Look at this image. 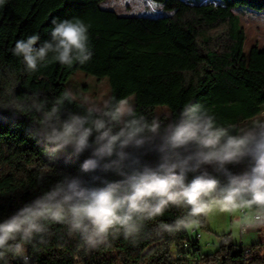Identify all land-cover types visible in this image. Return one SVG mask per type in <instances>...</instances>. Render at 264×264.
<instances>
[{
	"label": "trees",
	"instance_id": "obj_1",
	"mask_svg": "<svg viewBox=\"0 0 264 264\" xmlns=\"http://www.w3.org/2000/svg\"><path fill=\"white\" fill-rule=\"evenodd\" d=\"M103 1L6 0L0 6V102L8 99L10 90L18 98L38 93L51 101L69 91L65 81L82 69L108 76L111 96L134 94L138 113L150 118L156 116L157 105H168L174 118L187 102L203 104L222 125L241 124L264 110V43L252 45L245 54L246 33L233 12L239 4L262 10L264 0H155L164 12L158 17L120 14L102 7ZM75 17L90 25L92 59L70 68L52 63L29 74L12 54L16 41L32 34H39L41 42L49 40L53 20ZM67 107L78 111L74 104ZM159 118L168 119L165 114ZM46 147L35 135L31 117L0 108V222L64 175L100 183L94 177L102 174L80 171L90 153L75 157L69 152L52 161ZM143 159L155 164L157 156L150 153ZM42 168L50 173L38 180ZM229 168L240 174L247 166ZM182 214V209L170 208L147 222L146 235L136 245L121 236L110 247L91 252L84 251L78 237L68 236L63 225L54 224L47 245L35 253L29 247V264H264V241L246 247L232 241L225 244L224 236L214 251L205 252L200 239L189 231L156 235L159 223L171 224ZM206 223L207 218H202L200 227ZM10 264L23 261L10 260Z\"/></svg>",
	"mask_w": 264,
	"mask_h": 264
},
{
	"label": "clouds",
	"instance_id": "obj_2",
	"mask_svg": "<svg viewBox=\"0 0 264 264\" xmlns=\"http://www.w3.org/2000/svg\"><path fill=\"white\" fill-rule=\"evenodd\" d=\"M5 3L0 0V6ZM52 24L49 40L32 34L12 49L29 74L52 63L70 68L92 59L90 25L79 17ZM7 95L0 108L31 117L35 135L48 145L49 160L88 152L81 173L102 176L94 177L99 184H91L81 175H64L0 222V264L15 259L29 264V247L35 253L47 245L54 224L78 237L85 252L110 247L121 236L136 245L146 235L147 222L170 208L183 214L171 224L159 223L158 236L191 231L213 212L234 218L225 244L246 238L249 230H264V116L222 125L203 104L193 102L161 120L138 113L128 99L116 96L98 102L77 101L71 91L51 101L38 93L26 99L11 90ZM69 104L78 111L69 110ZM150 153L157 156L155 164L143 159ZM230 165L247 168L235 174ZM49 173L42 168L36 178ZM109 174L117 178L108 179Z\"/></svg>",
	"mask_w": 264,
	"mask_h": 264
},
{
	"label": "rangeland",
	"instance_id": "obj_3",
	"mask_svg": "<svg viewBox=\"0 0 264 264\" xmlns=\"http://www.w3.org/2000/svg\"><path fill=\"white\" fill-rule=\"evenodd\" d=\"M191 2H198L200 0H188ZM103 7H112L117 12L124 15H147L151 17H158L164 12L162 5L155 0H105L102 2ZM233 12L238 17L240 25L244 28L246 38L243 46V52L249 53L252 45L256 44L259 47L264 43V9H255L245 4H239L233 7ZM66 87L73 96L79 100L88 98L102 102L106 97L111 96V85L108 76H97L88 73L82 69L73 71L65 81ZM126 99L135 105V95L131 94ZM165 114L168 119L172 118L171 109L168 105H157L156 116ZM257 116H264V110L256 116L245 120L250 121ZM242 122L241 124H243ZM234 218L231 215L219 212H213L207 217L206 227L200 225L189 231L192 237L200 234V242H211L210 237L219 244V237H232V224ZM257 240V241H256ZM264 241V230H249L246 238L237 240L231 239L235 243H244V246L251 245L254 242ZM210 244V243H209ZM212 244L209 246L211 247ZM208 249V247H207ZM212 248H210L211 250ZM210 252L209 250H206ZM205 251V252H206ZM214 251V249H212ZM209 264H220V262H212Z\"/></svg>",
	"mask_w": 264,
	"mask_h": 264
},
{
	"label": "crops",
	"instance_id": "obj_4",
	"mask_svg": "<svg viewBox=\"0 0 264 264\" xmlns=\"http://www.w3.org/2000/svg\"><path fill=\"white\" fill-rule=\"evenodd\" d=\"M202 236L200 235V238H201ZM199 238V239H200ZM224 237H222V238H220L219 237V244L221 243V240L223 239ZM208 239H210L211 240V242H205V244H203L202 242H200V245H201V250L202 251H206V250H209V251H212V249H216L218 246H219V244L218 243H216V241H214V239H212V237H210V238H208ZM200 241V240H199ZM257 241V240H256ZM262 241V240H261ZM258 242H260V241H258ZM212 244L211 245V247L209 246L210 244ZM242 243V242H241ZM254 243H256V242H254ZM243 245H244V243H243ZM249 246V245H248ZM207 247H208V249H207ZM247 247V246H246ZM210 248H212L211 250H210ZM207 252V251H206Z\"/></svg>",
	"mask_w": 264,
	"mask_h": 264
},
{
	"label": "built area",
	"instance_id": "obj_5",
	"mask_svg": "<svg viewBox=\"0 0 264 264\" xmlns=\"http://www.w3.org/2000/svg\"><path fill=\"white\" fill-rule=\"evenodd\" d=\"M197 238H200V234H196ZM188 244L186 243L185 246H187Z\"/></svg>",
	"mask_w": 264,
	"mask_h": 264
}]
</instances>
